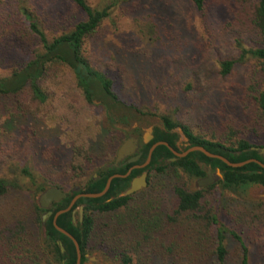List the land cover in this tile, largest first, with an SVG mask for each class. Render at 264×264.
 <instances>
[{
    "label": "trees",
    "instance_id": "obj_1",
    "mask_svg": "<svg viewBox=\"0 0 264 264\" xmlns=\"http://www.w3.org/2000/svg\"><path fill=\"white\" fill-rule=\"evenodd\" d=\"M225 42L234 52L217 60L214 87L200 99L193 65ZM250 60L249 82L236 86L237 66ZM152 95L162 101L157 108ZM235 105L251 119V134L230 129L231 121L209 125ZM69 109L78 119L70 116L62 135L53 117ZM194 114L208 126H191ZM155 118L135 163L155 141L172 146L170 130L179 127L188 146L264 164L250 149L264 147V0H0V264H74V245L53 214L124 173L129 164L111 165L117 146ZM171 157L157 145L146 167L113 177L99 197H79V222L70 209L56 216L77 242L79 264L96 249L113 264H261L249 248L264 238V200L230 209L237 200L223 192L239 197L250 185L264 187V167H230L200 151L165 161ZM206 167L221 177L189 189L184 179L203 177ZM143 171L146 186L119 196ZM31 186L36 195L53 186L65 197L42 209Z\"/></svg>",
    "mask_w": 264,
    "mask_h": 264
},
{
    "label": "rangeland",
    "instance_id": "obj_2",
    "mask_svg": "<svg viewBox=\"0 0 264 264\" xmlns=\"http://www.w3.org/2000/svg\"><path fill=\"white\" fill-rule=\"evenodd\" d=\"M114 23H115L113 25L114 27L118 26L117 20H115ZM123 24H124V21H123ZM104 26L109 27L110 23L107 22L106 25H104ZM216 48L213 49L211 52H208L207 55L203 59H201L202 61L201 60L199 61L200 62L199 64L193 65L194 66V77L197 78V80H198L196 82V84L198 85V87H200V92H201L200 99L203 98V95L205 94V90L209 89L211 87V85H213L215 83V81H213V80L211 81V79H212L211 74L216 68L217 60L222 56H229L234 52V47L231 46V43L227 44V42H225L222 46L220 44H218L216 46ZM247 64L248 65L237 66V71H236L235 75L233 76L234 77V83L236 86H238V84H239V86H242V85L246 84L247 82H249L248 77L250 75V70H253V67H252L253 61L250 60ZM256 72H258V71H256ZM185 76H186V74H183L182 77L178 78V75H177L176 79H174L175 83H172L169 86L170 91H172L174 89V87H175L174 84L178 85V83H179V85H180L182 82L181 78H183ZM187 78L188 77H186L185 79H187ZM212 82H213V84H212ZM213 87H214V85H213ZM236 92H238V90H236ZM192 95L194 96L195 94H192ZM231 95L232 94H230V96ZM137 99H140V98H137ZM148 102L150 103L149 104L150 106L154 105L156 108H157L156 105L159 104V102L162 104V101H160L159 96H155V95H152L151 97H149ZM192 102H194V101H190V104ZM198 104H200V103L198 102ZM233 108H234V110L230 111V117L228 115H225L224 117H220V118H218L216 116L218 118V120L214 121L213 124L210 122L209 125L212 127H215L218 124V122L224 123L225 121H231L232 123L230 122V125H232V126H230V129L232 128L235 131L238 130V133L245 134V135L251 134L252 133V131H250L251 126L249 125V124H251V119L248 120L249 116H247L245 114V112H242L240 110L239 105H235ZM193 111L195 113H197V111L195 109ZM251 114H253V113H251ZM60 115H62L63 117L60 116L61 118H58V114H57V115H55V117H53V122H55L54 120L58 119L57 124H58V127L60 128V132H62V135H63V130L66 131V127L69 126L68 122L70 121V119H69L70 116H71V120L78 119V117L76 115L72 114L71 109H69L66 114H65V111H61ZM101 116H102L100 118L101 125L105 126V127L106 126L109 127V123H107V121L104 119L103 114ZM223 120H225V121H223ZM204 121H205L204 116H199V115L194 114L193 118L191 116L189 117L190 125L193 127H195L197 125L202 126V127L208 126V123H204ZM156 123H158V119L155 118L153 123L145 125L142 128L146 129V128H148L151 125L156 124ZM222 123H220L219 125H221ZM249 128H250V130H249ZM182 179H184V177H182ZM184 180H185L187 187L189 189L194 188V181L193 180H190V179H187V180L184 179ZM36 183L44 184L40 178ZM34 187L35 186H33V187L31 186L29 188V192L33 193L34 196H36V194H35L36 191L34 190ZM73 187L77 188V185H73ZM141 190H142V188L138 191H141ZM260 192H261L260 187L248 186L242 191V196L240 195L239 197L238 196L234 197L231 192H223V194L227 197L234 198L235 200H237L235 202H232V206L230 209H236V208L240 209V208H242V203H243L242 201H252V203H258V201H260V200L257 198V196H258V194H260ZM161 194L162 193H160V194L157 193V195H161ZM157 198H159V196H157ZM2 203L3 202L1 201L0 204H2ZM240 210L243 211V209H240ZM241 223L245 225L244 222H241ZM241 223H240L239 227H241ZM263 242H264V238L261 241H256L255 243H253V248H249L250 251L254 252V255L252 256L253 262H258V263L264 264V243ZM250 245H251V243H250ZM90 254L94 255V257H95V261L93 264H113V262H111L98 249L91 251Z\"/></svg>",
    "mask_w": 264,
    "mask_h": 264
},
{
    "label": "water",
    "instance_id": "obj_3",
    "mask_svg": "<svg viewBox=\"0 0 264 264\" xmlns=\"http://www.w3.org/2000/svg\"><path fill=\"white\" fill-rule=\"evenodd\" d=\"M149 129H150V127L146 128L144 131V135L142 137L143 142H146L150 138ZM170 131L178 134V140L176 142L177 145L181 144L179 142H183L184 145L188 144L186 142V140H187L186 137L183 135V133L179 127H175L173 129H171ZM157 144H160V142L153 144L149 148L148 156H149L151 150L153 149V147ZM163 144L167 146V144L165 142ZM136 146H137L136 139L134 137L130 136V137H127L126 139H124L116 148L114 158H113L111 165L116 166L120 160H122L125 156L131 154L134 151V149L136 148ZM250 149L254 150L256 152V154L261 156L262 159L264 160V147H250ZM171 151L176 157L184 156L188 152H191V151H200L205 156L210 157V158H217L220 161H222L223 163H225L227 166H230V167H238V166H241V165H243L249 161H254L255 163L264 167L263 163H261L260 161H258L257 159H254V158H250V159H247V160L242 161V162H230L220 155L212 154V153L206 151L201 146H188L185 150H183L179 153L175 152L174 150H171ZM137 156L138 155H135L134 157H130L127 159V161H133ZM174 159H175V157H171V158L165 159V161H173ZM147 161H148V158H146L145 162L147 163ZM204 175L205 176L197 178L194 180V188L205 187L209 184H212L215 181V179L221 177V174L217 169H215L214 172H210V169L208 167L205 168V174ZM115 176H117V175L116 174L111 175L106 179L104 187L101 191L96 192V193H85L82 196H84V197H99V196H101L106 191V189L108 188L110 180ZM145 185H146V183H145V172H142L139 176H135V177L131 178V180L129 181L128 187L125 190H123L121 193H119V196L129 195L135 191L140 190L141 188H144ZM250 186L260 187L261 192H260V194H258L257 198L259 200H264V187L259 186V185H250ZM76 189L77 188L74 187V190H76ZM64 197H65V194L61 190H59L58 188L53 187V186H48V187H45L42 191H40L35 196V201L40 208L46 209L50 203L56 202L57 200L62 199ZM67 208L65 210H67ZM65 210H59V211L54 213V215L52 217V224L56 230H58L60 233L66 235L67 237L70 238V240L72 241V243L74 245V249H75V263L74 264H79L80 263V253H79L77 242L65 230H63L62 228L55 225V222H54L55 217L59 213L65 211ZM74 211H77L78 219H80L81 215H82V205H79L76 209H74ZM50 213H51V211H49V210L42 213L40 216V221L43 222L44 219L50 215ZM71 221L73 223L75 222L73 218ZM56 245H57L60 253H62L63 247L61 246V243L59 240H56ZM85 257H86V260L83 261L81 264H93L94 263V261H95L94 255L85 254Z\"/></svg>",
    "mask_w": 264,
    "mask_h": 264
},
{
    "label": "flooded vegetation",
    "instance_id": "obj_4",
    "mask_svg": "<svg viewBox=\"0 0 264 264\" xmlns=\"http://www.w3.org/2000/svg\"><path fill=\"white\" fill-rule=\"evenodd\" d=\"M118 126V129L119 130H123V129H126V128H124V126H121V125H117ZM136 127V124L135 123H133L132 125H130V128H132V129H134ZM156 126H154V125H151L150 126V129H149V135H150V138L146 141V142H143L142 141V137H143V135H144V131H145V128H141V131H140V133L139 134H136V133H134V132H132V133H129L128 135H125V136H123V139H122V141L124 140V139H126L127 137H130V136H132V137H134L135 139H136V144H137V146H136V148L134 149V151L131 153V154H129V155H127V156H125L122 160H120L119 162H118V164L116 165V166H122V165H125V164H129L128 165V167H127V169H126V171L124 172V173H122V174H118V173H114V174H116L117 176H115V177H127L128 176V174L131 172V170H133V169H137V168H144V167H146V165H148V163H149V160H150V154H151V152H152V150L157 146V145H164L163 143L165 142V141H155V142H153V143H151L148 147H147V149H146V155H145V158H144V160L142 161V162H140V163H135V161H137L138 160V158L140 157V155H141V149L143 148V146L142 145H145V144H147L148 142H150V140H152V138H153V130H154V128H155ZM121 128H123V129H121ZM159 128H161V127H159ZM172 133H175V132H172ZM176 134V138H175V141H174V143H173V145L172 146H170L169 144H167L166 142V144H167V146L166 145H164L171 153H172V151L171 150H174L175 152H181V151H183V150H185L187 147H188V144H186V145H184V143L182 142L180 145H177L176 144V142H177V140H178V134L177 133H175ZM184 135V134H183ZM187 139V138H186ZM121 141V142H122ZM120 142V143H121ZM157 142H160V144H157V145H155L154 147H153V149L151 150V152H150V154H149V156H148V151H149V148L153 145V144H155V143H157ZM163 142V143H162ZM186 142L188 143V140H186ZM119 143V144H120ZM118 147V146H117ZM116 151V150H115ZM189 153V152H188ZM135 155H138L133 161H127V159L128 158H130V157H134ZM172 155L175 157V158H179V157H176L173 153H172ZM182 157V156H181ZM146 158H148V161H147V163L145 162L146 161ZM143 172H145V171H143ZM142 172H140L138 175H136V176H139L140 174H141ZM114 174H112V175H114ZM111 176V175H110ZM205 176V175H204ZM133 177H135V176H133ZM132 178V177H131ZM131 178L129 179V181L131 180ZM216 180V179H215ZM145 183H146V172H145ZM128 184H129V182H128ZM76 188V187H75ZM78 188V187H77ZM143 189V188H142ZM70 190H74V187L72 186L71 187V189ZM77 190V189H76ZM70 192V191H69ZM135 192H137V191H135ZM134 193V192H133ZM84 193H79V194H76V195H74V196H72L71 197V199L68 201V204H67V206L65 207V208H63V209H60V210H65L67 207V210H65V211H68L69 209H70V215H71V220H72V218L74 219V221L76 220V222H79L80 220H81V218L80 219H78V215H77V211H74V209H76L79 205H82V210H83V208H84V204H77L76 206H73V204L75 203V201L79 198V197H84V196H82ZM132 194V193H131ZM60 200V199H59ZM59 200H57L56 202H58ZM56 202H52V203H56ZM52 203H50L49 204V206L52 204ZM48 206V207H49ZM48 207L46 208V209H48ZM59 211V210H58ZM65 211H63V212H65ZM57 212V211H56ZM62 213V212H61ZM60 214V213H59ZM54 215V214H53ZM53 217V216H52ZM81 217H82V215H81ZM56 218V217H55ZM69 238V237H68ZM70 239V238H69Z\"/></svg>",
    "mask_w": 264,
    "mask_h": 264
},
{
    "label": "bare ground",
    "instance_id": "obj_5",
    "mask_svg": "<svg viewBox=\"0 0 264 264\" xmlns=\"http://www.w3.org/2000/svg\"><path fill=\"white\" fill-rule=\"evenodd\" d=\"M179 143H182V142H179ZM179 143H178V144H179Z\"/></svg>",
    "mask_w": 264,
    "mask_h": 264
}]
</instances>
